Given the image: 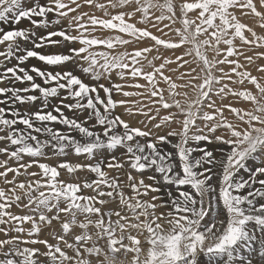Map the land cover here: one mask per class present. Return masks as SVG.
Returning <instances> with one entry per match:
<instances>
[{
    "label": "snow or ice",
    "instance_id": "6c2138e0",
    "mask_svg": "<svg viewBox=\"0 0 264 264\" xmlns=\"http://www.w3.org/2000/svg\"><path fill=\"white\" fill-rule=\"evenodd\" d=\"M0 264H264V0H0Z\"/></svg>",
    "mask_w": 264,
    "mask_h": 264
},
{
    "label": "rangeland",
    "instance_id": "374dc122",
    "mask_svg": "<svg viewBox=\"0 0 264 264\" xmlns=\"http://www.w3.org/2000/svg\"><path fill=\"white\" fill-rule=\"evenodd\" d=\"M28 26L29 25H28L27 21H22L20 25H16L15 27L23 28V27H28ZM4 27L7 29L8 27H12V26L11 25H7V26H4ZM47 51H49V52H57V51H60V49L56 48V47H51V48L47 49ZM31 63H38V62L33 60V61H31Z\"/></svg>",
    "mask_w": 264,
    "mask_h": 264
}]
</instances>
